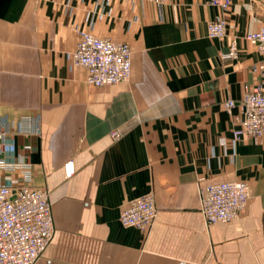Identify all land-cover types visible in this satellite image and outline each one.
Here are the masks:
<instances>
[{
	"label": "crops",
	"instance_id": "crops-1",
	"mask_svg": "<svg viewBox=\"0 0 264 264\" xmlns=\"http://www.w3.org/2000/svg\"><path fill=\"white\" fill-rule=\"evenodd\" d=\"M219 15L208 0H0V162L15 164L0 179L45 188L54 227L34 264H264V135L232 139L260 81L244 36L264 0H230L226 35L210 39ZM81 29L129 46L127 81L95 87L68 68ZM231 37L236 57L221 58ZM232 180L248 184L245 207L205 222L199 188ZM147 192L148 232L122 227L125 202Z\"/></svg>",
	"mask_w": 264,
	"mask_h": 264
},
{
	"label": "built area",
	"instance_id": "built-area-1",
	"mask_svg": "<svg viewBox=\"0 0 264 264\" xmlns=\"http://www.w3.org/2000/svg\"><path fill=\"white\" fill-rule=\"evenodd\" d=\"M160 5L166 0H150ZM218 8L220 15L206 22V36L221 39L226 35L225 13L230 0H208ZM75 48L67 54L68 68L82 67L86 70L85 82L100 87L125 82L130 75L129 46L124 42L100 38L87 29L77 31ZM260 56V81L246 90L240 100V114L233 117L235 127L232 139L255 140L264 135V23L244 36ZM235 37L228 40L221 58L236 57ZM253 68V70H255ZM234 102H223L229 111ZM17 131L24 132L29 124L19 122ZM110 138L115 140L117 132ZM14 163L0 162V169L13 168ZM19 166L23 167L22 164ZM72 168L64 164V174H71ZM25 176L18 186H11L0 179V264H34L52 239L54 227L45 188L31 187ZM199 212L207 223L225 222L236 217L249 199L248 184L241 180L206 183L198 190ZM156 206L151 192L129 199L121 208L118 221L122 227H132L143 233L148 232L156 217Z\"/></svg>",
	"mask_w": 264,
	"mask_h": 264
}]
</instances>
